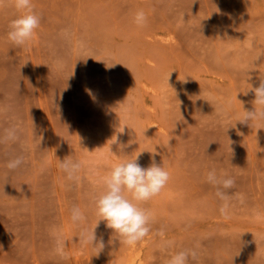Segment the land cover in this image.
Instances as JSON below:
<instances>
[{
    "label": "rangeland",
    "instance_id": "rangeland-1",
    "mask_svg": "<svg viewBox=\"0 0 264 264\" xmlns=\"http://www.w3.org/2000/svg\"><path fill=\"white\" fill-rule=\"evenodd\" d=\"M33 5L40 26L19 47L7 36L18 12L0 0V264H168L182 250L196 253L188 264H264V120L237 122L260 110L244 93L264 79V0ZM138 154L170 174L141 204L151 232L127 246L101 221L97 255L79 238L99 219L93 197ZM69 156L82 164L72 181L58 167ZM211 170L236 181L226 214Z\"/></svg>",
    "mask_w": 264,
    "mask_h": 264
},
{
    "label": "clouds",
    "instance_id": "clouds-1",
    "mask_svg": "<svg viewBox=\"0 0 264 264\" xmlns=\"http://www.w3.org/2000/svg\"><path fill=\"white\" fill-rule=\"evenodd\" d=\"M18 16L9 24L7 33L9 41L16 46H26L36 35L40 26L41 17L34 11L33 0H12ZM147 21L146 14L140 10L135 15V22L143 26ZM254 93V104L260 110L254 111L243 109L238 121L241 124L251 125L257 120H264V79L258 86L248 89ZM89 94L91 95L90 90ZM139 155L113 165L110 172L103 177V190L93 197L95 213L98 216L95 226L91 230H83L79 234L82 243L90 244L97 249V255L105 248L103 238H98L95 229L99 222L104 221L105 226L111 229L118 237L119 242L134 246L143 241L151 232L152 214L149 210L141 207L166 186L170 179L169 172L160 164L152 162L145 167L139 163ZM24 163L23 157H15L7 163L9 170H16ZM58 167L66 174L69 181L78 179L82 164L73 160L70 156L60 160ZM207 181L216 187V196L225 202L220 211L227 212V201L230 199L231 190L235 188L236 181L230 176H217L215 170L207 174ZM241 200L243 196L241 195ZM86 215L79 206L71 208V220L73 223L82 225L86 223ZM56 252L64 256V241L59 235L55 236ZM110 243V241H109ZM195 259L194 251L182 250L174 253L168 264H188L189 258Z\"/></svg>",
    "mask_w": 264,
    "mask_h": 264
}]
</instances>
